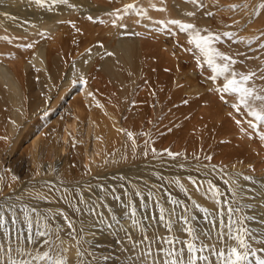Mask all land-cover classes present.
I'll return each instance as SVG.
<instances>
[{"label":"bare ground","instance_id":"6f19581e","mask_svg":"<svg viewBox=\"0 0 264 264\" xmlns=\"http://www.w3.org/2000/svg\"><path fill=\"white\" fill-rule=\"evenodd\" d=\"M127 4L134 7L125 11ZM261 4L264 0H68L67 4L60 0H44L42 5L35 0H0V125L3 126L0 137L4 135L6 139L15 133L9 148L10 140L0 139V157L8 149L6 165L2 167L0 164V209L19 207L18 218L24 222L26 213L39 214L47 228L53 220L59 232L69 236L67 243L63 244V240L64 246L60 245L66 256L64 260L75 258V261L79 259L87 264H107L109 255L113 258L114 253L106 259L102 256L107 254L106 250L115 249L119 244L126 248L124 254L128 255L125 259L126 255L123 258L121 253L122 263L124 259L130 264H165L169 259H175L167 255L170 246L161 242V250V245L154 240L166 234L178 241L191 239L183 231L184 223L178 221L175 209L176 206L189 205L195 209L199 206L207 209L211 216L221 212L224 220L216 223L203 221L204 216H201L202 222L197 225L204 232L194 243L197 247L202 243L220 246L224 251L223 258L219 255L223 259L220 263L225 264L229 246H235L233 240L221 238L228 231L225 227L227 209L232 208L231 222L235 228L243 226L249 230L245 237L248 248L241 251L251 254L242 264H264L260 262L264 259V174L255 176L253 170L256 169L253 168L257 164L250 167L252 169H236L229 164L236 158L233 146H229L223 155L233 167L217 168L219 174L211 171L208 176L211 166L190 162L199 160L195 152L193 157L184 152L190 159L183 157L182 153L175 158L167 155L164 149L180 154L177 140L173 143L165 140V145L160 140L159 146L155 142L157 148L151 146V137L155 133H150V128L147 129L149 132L146 129L143 132L147 137L144 139L148 141L150 137V141L137 147L136 140L143 131L138 123L131 124L132 121L127 120L130 131L123 128L121 135L118 116L116 120L115 111H111L118 112L117 109L123 107L129 97V108L141 121L147 117L145 114L154 110L155 102L159 106L156 111L186 113L199 111L201 105L212 108L211 111H223L224 104V111H241V120L246 121L245 125L249 124L247 110L241 107L237 111L231 106L239 103L235 94H224L227 103H222L220 94L215 91L223 86L224 77L213 83L209 79L212 75L209 68L210 73H201L209 81V85H203L194 73H191L194 74L192 77L184 72L189 62L197 72V60L203 61V58L194 46L188 44V33L168 22L192 23L202 35L206 34L204 29L219 34L221 40L214 47L237 61L233 66L235 71L255 73L247 86L264 96V51H259L264 48V38H260L264 35V8L260 7ZM222 9L228 11L223 13ZM224 33H231V38ZM177 41L179 47H175V55L172 53V58H165L160 52L163 44L169 42V46H175ZM44 44L45 52L42 51ZM251 46L258 48L251 51ZM195 53L197 59H192ZM81 77L87 82L85 85L80 83ZM95 81L102 86L95 85ZM98 95L101 96L99 100ZM41 98L49 99L46 109ZM97 103L102 107H97ZM260 105V101L254 102L257 109ZM41 106L43 113H33ZM146 124L149 127L152 120ZM178 125L174 120L170 130L176 132ZM258 125L264 133V125ZM127 132L134 133L133 139L137 137L135 146L133 140L128 139ZM223 135H229V132ZM118 141L120 144L114 147ZM15 151L22 154L11 157ZM183 160L190 161H184L183 167L178 166L177 163ZM212 169L215 170V166ZM25 172L29 179L26 182L24 178L26 183L22 185L21 176ZM77 174L79 178L81 175V179L85 178L82 184L72 183L70 176L76 180ZM213 188L219 195H213ZM158 201L168 205L164 222L160 220ZM49 204L52 207L47 210ZM133 205L136 206L134 216ZM7 218L9 216L5 219L4 214H0V258L12 250L27 254L43 249H40L42 239L38 230L28 226L25 229L32 232L31 236L20 237L15 220L10 218L11 222L5 224L10 221ZM35 220H32L33 224ZM69 222L72 228L68 227ZM49 238L45 240L49 241ZM148 240L153 242L149 252L135 253ZM176 248L179 249L178 259L182 264H188L186 246L178 243ZM196 263L210 264L211 261L208 263L206 259L203 262L197 257Z\"/></svg>","mask_w":264,"mask_h":264},{"label":"rangeland","instance_id":"374dc122","mask_svg":"<svg viewBox=\"0 0 264 264\" xmlns=\"http://www.w3.org/2000/svg\"><path fill=\"white\" fill-rule=\"evenodd\" d=\"M223 10V13L224 12H226V11H228V10H226V9H222ZM224 16H227V13H225L224 14ZM65 34V33H64ZM261 37H263L264 38V35H261L260 36V38ZM263 38H261V39H263ZM260 39V40H261ZM264 40V39H263ZM262 40V41H263ZM163 42H164V40H163ZM165 43V42H164ZM166 45L168 46V47H171V49L170 48H168V47H166ZM177 45V46H176ZM176 45L174 46H169V42L167 43V44H163V46H164V48L163 49H161V53H163V56L165 57V58H172L171 56H173L172 55V53L173 52H175V47H179V45H178V41H177V43H176ZM252 47V46H251ZM249 47L250 49L249 50H251V51H253V49L255 50V48H258L257 46H254V48L252 47ZM45 48H46V44H44V47H42V51L43 52H45L46 50H45ZM264 48L263 47H261V49L259 50V51H261V52H263L264 50H263ZM172 50V51H171ZM195 52V51H194ZM194 52H192V53H194ZM174 55H175V53H173ZM194 56H196V53L195 54H193V56H192V59H193V57ZM194 59H197V57H194ZM201 61V60H200ZM189 62V61H188ZM201 62H203V61H201ZM203 64V63H202ZM202 69H201V67H200V69H199V66H198V70H197V72H195V70H194V68H193V66H191V62H189V65L187 64V66H186V68L184 67V72L188 75V76H192V77H194V74H195V76H197V77H199L200 78V81H201V84H203V85H209V81H207L206 79H204V77H203V75L201 76V73H208L209 71H210V69H209V67L208 66H206L205 64L204 65H202ZM204 69V70H203ZM205 70H206V72H205ZM189 71H190V73H189ZM192 71H194V72H192ZM199 72H200V74H199ZM211 72V71H210ZM209 72V73H210ZM191 73H194L193 75L191 74ZM96 83H95V85H97V86H100L101 84H99V81H95ZM102 86V85H101ZM184 97V99H186V97H185V94L183 93L182 94ZM99 96V95H98ZM97 96V99L99 100V98L101 99V96H99L98 97ZM129 99H130V97H129ZM129 99H127V101H126V103H125V105H123V107H120V108H118L117 110H118V112H116V110H111L112 112H114V113H116V114H114V113H112V117H113V114H114V117H116V120H117V116H118V120H117V122H119L118 123V126H119V128L118 129H121V130H123V128L125 129V128H128V130L127 129H125V130H127V131H130L129 130V121H132V122H130L131 124H133V122L135 123H138V125L140 126H138L140 129H142L143 131H142V134H143V132H145L144 130L146 129V131L147 132H149L150 131V129H151V131H150V133L151 132H153L154 131V136L152 135V140L154 141H152L151 142V146H153V145H155V146H153V147H155V148H157V144H158V146H159V141L160 142H163V145H165V140H167V142H169V143H173V142H175V140H177V142H178V145L179 146H177V147H179L178 149H177V152H179L180 154L182 153V154H184V152L186 153H188L189 154V156H192V155H194L195 156V154H196V156L195 157H198V161H197V159H196V161L194 160V161H190V160H187V161H190V162H192L193 164H195L196 162H197V164L198 165H202V164H205V167H210V169H208V171H207V175L209 176L210 175V173H211V171L214 173V174H219L218 172H217V168H219V169H223V170H226L227 169V167H228V169H231V167H233V166H235V168L236 169H238V168H240V169H242V168H250V167H252L253 168V166H255V164H257L256 165V167H254L253 169H256V170H253L255 173H256V175L255 176H257V177H262V175L264 174V141L263 140H261L260 139V135H261V130H260V128H261V126H257V128L259 127V130L257 129V128H255V129H253V128H251L250 126H248L249 124H247V125H245V122L246 121H243V120H241V115H240V112H235V111H233V112H235V113H232V111H229V110H227V111H224V110H226L225 108H224V104H223V111H211V109L207 106H200V108H199V111H187V113H186V111H156L157 109H159V106H158V103L157 102H155L154 103V106H153V111H149V114L147 113V114H145V116H147V117H145L144 118V120L143 121H141L140 119H139V116L138 115H135L134 113H133V111L131 112V109L129 108V107H131L130 106V100ZM40 101L42 102L41 104H43L42 106L43 107H45V109L47 108V105H48V102H49V99H47V100H45L44 98H41L40 99ZM46 102V103H45ZM222 103H224V102H222ZM46 104V105H45ZM41 106V108H39V110L38 111H35V112H33V113H36L37 112V114L38 113H43L42 112V110L44 109L43 107ZM43 108V109H42ZM113 108H115V107H113ZM120 109V110H119ZM208 110V111H207ZM177 112V113H176ZM231 112V113H230ZM40 113V114H41ZM187 114V115H186ZM235 114H236V116H235ZM117 115V116H116ZM151 115V116H150ZM183 116H184V118H183ZM130 119H129V118ZM150 117H152V124H150L149 125V127H147V122H149V123H151V120H150ZM248 117V116H247ZM250 117V116H249ZM148 118V119H147ZM0 119H1V113H0ZM134 119V120H133ZM127 120H129V121H127ZM140 120V121H139ZM154 120H156V121H154ZM174 120H176V122H178L179 123V125H178V127H177V130H176V132L174 131H171L170 129L172 128V122L174 121ZM236 120H240V121H242L241 123H240V125H237L236 124ZM247 120L248 121H252L253 123L255 122V121H253V118L252 117H250L249 119L247 118ZM116 122V123H117ZM139 122H140V124H139ZM244 122V123H243ZM154 123H155V125H154ZM206 124L205 126L203 125V124ZM210 123V124H209ZM256 123V122H255ZM21 124H23V121H22V123ZM127 124V125H126ZM143 125V126H142ZM170 125V126H169ZM145 126V127H144ZM142 127V128H141ZM147 127V128H146ZM155 127V128H154ZM250 127V128H249ZM148 128H150L149 130H147ZM202 128V129H201ZM209 128V129H208ZM226 128V129H225ZM205 131H204V130ZM218 129H220V130H218ZM257 129V131L255 132V130ZM162 130H164V131H162ZM214 130V131H213ZM167 131V132H166ZM211 131V132H210ZM226 131V132H225ZM258 131H261L260 133L258 132ZM0 132H3V126L2 125H0ZM121 132V131H120ZM159 132V133H158ZM164 132V133H163ZM169 132V133H168ZM173 132V133H172ZM206 132V133H205ZM221 132V133H220ZM228 132H229V135H223V134H228ZM133 133V132H132ZM263 133V132H262ZM124 134V133H123ZM134 134V133H133ZM141 134V136L139 137L138 136V139L137 140H139L140 138H142V139H140V141H137L136 140V138L134 139V140H136V142H137V144H136V142H135V144H136V146L137 147H141V146H143V145H145V143H147L148 141H150L149 140V133L147 134V136L149 137L148 138V141H147V139H144V138H147L146 137V133H145V135L143 134L142 135ZM218 135V136H216V135ZM15 135V133L14 134H12L11 136H9L8 138H6L5 140H10L9 142H8V148H9V146H11L13 143V139L15 138H12L13 136ZM121 135H122V132H121ZM162 135V136H161ZM166 135V136H165ZM172 135V136H171ZM178 135V136H177ZM200 135V136H199ZM223 135V136H222ZM177 136V137H176ZM3 137H4V135H3ZM168 137V138H167ZM204 137V138H203ZM217 138V140H216V138ZM150 138V139H151ZM165 138V139H164ZM199 138H202V139H199ZM215 138V139H214ZM224 138V139H223ZM172 139H173V141H172ZM142 140L144 141L143 143L144 144H141L142 143ZM228 142H227V141ZM222 141V142H221ZM140 142V144H138ZM157 144H156V143ZM166 142V143H167ZM225 142V143H224ZM153 143V144H152ZM230 143V144H229ZM118 144H120V142L118 141L116 144H115V146L114 147H117V145ZM150 144V143H149ZM168 144V143H167ZM162 145V146H163ZM200 145V146H199ZM228 145V146H227ZM24 146H26V145H24ZM23 146V147H24ZM120 146V145H119ZM224 146V147H223ZM229 146H233L232 147V151L236 154V158H235V160L232 162V163H229L230 165H233V166H230V165H228V162H227V159H225L226 157L223 155V153L225 152V150H226V148H229ZM22 147V148H23ZM7 148V147H6ZM195 148V149H194ZM201 149V152H199L200 151V149ZM213 148V149H212ZM11 149V148H10ZM9 149V150H10ZM163 149V148H162ZM199 149V150H198ZM166 149H164V151H165ZM23 151V150H22ZM170 151V150H169ZM191 151H192V153H191ZM197 151L199 152V153H197ZM204 151V152H203ZM211 151H212V153H211ZM195 152V154H193ZM209 152V153H208ZM17 153H18V155H20V153L22 154V152H16L15 151V153H13L12 154V156L11 157H13V156H16L17 155ZM186 153V154H187ZM7 154H8V149H6V151L4 152V153H2V156L0 157L1 158V162H0V164H1V166L2 167H4L5 165H6V163H7ZM181 154V155H182ZM187 154V155H188ZM238 154V155H237ZM240 154V155H239ZM245 154H247V155H245ZM199 155H201V157L199 156ZM183 157H185L186 155L184 154V155H182ZM193 157V156H192ZM208 157H211V159H208ZM74 158H75V156H74ZM185 158H188V157H185ZM219 158V159H218ZM241 160H240V159ZM45 159H47V158H45ZM188 159H190V157L188 158ZM223 161H222V160ZM225 159V160H224ZM245 159L247 160V161H245ZM209 160V161H208ZM211 160H213V161H211ZM219 160V161H218ZM220 160H221V162H220ZM240 160V161H239ZM184 161L185 162H187L186 160H183V161H179V163H177V165L178 166H180V167H183V165H184ZM200 161V162H199ZM205 161H207V162H205ZM225 161V162H224ZM244 161V162H243ZM252 162H254V163H252ZM225 163V164H224ZM250 163V164H249ZM208 166H207V165ZM212 164V165H211ZM260 164V165H259ZM215 166V170L214 169H212V168H214V166ZM220 166V167H219ZM258 166H260V167H258ZM263 168H262V167ZM242 167V168H241ZM252 168H250V169H252ZM216 171V172H215ZM258 171V172H257ZM201 172V171H200ZM254 173V174H255ZM25 175H22L21 176V178H22V181H21V183H22V185L23 184H25L27 181H28V179L29 178H27V173L25 172L24 173ZM80 174V173H79ZM253 174V175H254ZM260 175V176H259ZM77 176H78V174H77ZM76 176V180H74L75 179V177L72 175V176H70L71 178H73L72 179V183H78V184H82L81 182H84V180H85V178H84V180L83 179H81V176H80V178H79V176L77 177ZM87 177V176H86ZM25 178V179H24ZM79 178V179H78ZM130 178V177H129ZM218 178H219V176H218ZM23 179H24V181H26V179H27V181L26 182H24L23 181ZM130 179H132V177L130 178ZM31 180V179H30ZM80 180H82V181H80ZM75 181V182H74ZM86 182V181H85ZM70 183V182H69ZM88 183H91V182H88ZM126 188V187H125ZM128 189V188H127ZM128 191V192H127ZM126 192L131 196V191L128 189ZM130 191V192H129ZM181 196V195H180ZM181 199L183 198V197H180ZM160 202H162V201H158V203L156 202V204L159 206V208L161 207V208H163V206H164V212L167 210V208H168V205L167 204H165L164 202H162L161 204H160ZM52 203V202H51ZM165 205H167V207H165ZM52 207V205L51 204H49L48 206H47V210H50L49 208H51ZM8 207V206H7ZM13 207V208H12ZM136 206L135 205H133L132 206V208H135ZM177 207V209H175L176 210V212H177V217H178V221H180V222H182V223H184L183 222V220H184V218L185 219H189L190 218V220H191V224H192V226L193 227H195L194 229H195V231H197L196 233H197V235L199 236V235H202L203 234V228L200 226V225H197V224H200L201 222H202V217L204 216V219H203V221L205 220H207V221H210V222H222L223 220H224V218H223V214L221 213V212H218L220 215H218V213H216V214H214V216H211L210 215V212L206 209V210H204L203 208H201V207H199V206H196V209H195V206H189L188 205V207L185 205V207L184 206H176ZM11 208V209H10ZM15 208V209H14ZM160 208V209H161ZM188 208V209H187ZM191 208V209H190ZM166 209V210H165ZM2 210H3V212H2ZM43 211L45 210V209H42ZM7 211V212H6ZM180 211H181V213H180ZM11 212V213H10ZM9 213V214H8ZM17 213H18V215H17ZM19 207H16V206H11V207H9V208H6V206L4 207V209H3V207L0 209V214H4V218L6 219V217L7 216H9V219H8V221L9 222H6L5 221V224L7 223V224H9L10 222H11V219L10 218H12L13 220H15V222H16V232H20L21 233V231H22V234H20L19 233V235H20V237L22 236V237H27V238H29L30 236H31V233L32 232H30V230H26L25 228L26 227H30V229H35V230H38V232L39 231H43V232H46L47 233V238H44V237H41V239L42 240H40V237H36L38 240H40V249L41 248H43L44 250H45V252H47L50 256H51V258H52V260H56V259H62L63 258V260H64V257H66L65 256V254L63 253V251L61 250V248H62V246H64L63 244H65V241H66V243H67V239L69 238V236H68V234H64V233H60L59 232V230H58V227H56V225H54L55 224V222L53 221V220H50V226L47 228L46 227V224H44V222H43V219H42V217L39 215V214H36V215H34V213H33V217L30 215V214H28V213H26V216H25V218L28 220H26V219H24L25 220V222L23 221V220H21L20 221V219L18 218V216H19ZM21 213H24V212H21ZM5 214H8V215H6V217H5ZM28 214V215H27ZM15 215V216H14ZM31 217H30V216ZM209 215V216H208ZM36 216H40V217H36ZM200 218L201 216V220H199V218ZM20 217V216H19ZM182 217V218H181ZM210 217H213L214 218V220H213V218L211 219ZM34 218V219H33ZM35 218H36V220H35ZM38 218V219H37ZM194 218V219H193ZM217 218V219H216ZM35 220V222H34V224H33V221ZM38 220L40 221V222H38ZM219 220H222V221H219ZM52 221V222H51ZM106 221V220H105ZM104 221V222H105ZM24 222V223H23ZM110 223H112V222H110ZM196 224V225H195ZM52 225H54L53 227H52ZM17 226H18V228H17ZM32 226V227H31ZM33 227H35V228H33ZM42 229H41V228ZM45 227V228H44ZM55 227V228H54ZM108 227H109V225H108ZM40 228V229H39ZM82 228L84 229V228H86L85 226H82ZM196 228H198L197 230H196ZM57 229V231L59 232H57V231H55ZM20 230V231H19ZM34 230V231H35ZM45 230V231H44ZM50 230V231H49ZM27 231H29V232H27ZM200 231V232H199ZM58 233V234H57ZM59 234H61V235H59ZM63 234V235H62ZM48 235H51V236H48ZM61 236V237H60ZM67 237L66 239H65V237ZM165 236H168L167 234L165 235ZM164 236V237H165ZM52 238L51 240H50V238ZM60 237V238H59ZM63 237V238H62ZM202 237V236H201ZM49 238V241H47V240H45V239H48ZM182 238V237H181ZM180 238V239H181ZM199 239H200V236H199ZM64 240V241H63ZM160 240V241H159ZM177 240V239H176ZM46 241L47 242H50V243H48L47 245H46ZM64 243H63V242ZM43 242V243H42ZM69 242V241H68ZM148 242V243H147ZM144 245H143V247L141 248V249H139V250H135V253L136 252H140V251H147V252H149V250L150 249H148V248H151V245L153 244V242H152V240L151 241H147ZM155 242H157L158 244H160V245H163L164 243H163V240H161V239H158V240H154V243ZM163 244H162V243ZM63 243V244H62ZM205 243V242H204ZM224 244H225V242H223ZM80 244H82L81 242H79V245ZM201 244V243H200ZM200 244H198V245H200ZM206 244V243H205ZM44 245V246H43ZM60 245H62V246H60ZM117 245V247L115 248V249H113V248H111V249H109L110 250V252H109V250H106V255H104V256H102L103 258H108V255L109 254H113L114 255V257L112 258L110 255H109V258L108 259H110V262H107V264H112V263H115V264H125V263H128V264H130L127 260H124L123 259V262L124 263H122V256H121V253H122V255L125 253V249H123V248H121L120 246H119V244H116ZM202 245H203V243H202ZM201 245V247H197L198 249H200V251H197L196 252V256L197 257H199L203 262H205V260L206 259H208V263L211 261V263H213V264H219L220 262H223V259H221V258H223V257H221L220 258V256H219V253L221 252V250H222V252H224L223 251V249L221 248L220 249V246L219 247H217V246H214L213 244H208V245H203L202 246ZM211 245V246H210ZM43 246V247H42ZM48 246V247H47ZM50 246V247H49ZM115 246V245H114ZM182 246V244H180L179 245V247H181ZM215 247L214 249L213 248H211V247ZM122 249V251H121V249ZM175 247H176V245H175ZM46 248V249H45ZM146 249V250H144V249ZM206 248V249H205ZM218 248V249H217ZM43 249H41V250H38L37 252H34V251H31L30 253H22V252H20L19 253V250H12V251H10L11 253H8L7 252V255L5 256V257H1L0 258V264H12V262L13 261H15V262H17V264H20V262H24V264H27V261H31L32 262V264H49L50 263V261H47V260H40V261H36L35 259H34V257L35 256H37V254L38 255H43V253H44V251H43ZM49 249V250H48ZM52 249V250H51ZM56 251H55V250ZM202 249V250H201ZM209 251H208V250ZM211 249V250H210ZM216 249V250H215ZM54 250V251H53ZM114 250V251H113ZM41 251H43V252H41ZM52 251V252H51ZM218 253H217V252ZM33 252V253H32ZM42 254H41V253ZM54 252V253H53ZM61 252V253H60ZM112 252V253H111ZM120 252V253H119ZM203 252V253H202ZM18 253H19V255H18ZM52 253V254H51ZM57 253V254H56ZM60 253V254H59ZM54 254V255H53ZM63 256H62V255ZM202 254H205V255H202ZM211 254H213L212 256H211ZM251 254V252H248L247 251V257H248V255H250ZM53 255V256H52ZM58 255V256H57ZM125 255L126 254H124L123 255V258L125 257ZM201 255L203 256V257H201ZM207 255V256H206ZM262 255V254H261ZM75 256H79L78 254H76ZM74 256V257H75ZM117 256V257H116ZM205 256V257H204ZM262 256H264V255H262ZM55 257V258H54ZM128 257V255H126V257H125V259ZM178 257L179 256H175L174 258L175 259H178ZM187 259H188V256L186 255L185 256ZM207 257V258H206ZM209 257V258H208ZM250 257V256H249ZM253 257V256H252ZM7 260H5V259ZM117 258V259H116ZM202 258H204V259H202ZM254 258V257H253ZM111 259H112V261H111ZM130 259H133V258H130ZM211 259H213V260H211ZM215 259H216V261H215ZM221 259V260H220ZM255 259V258H254ZM4 262H3V261ZM66 260V261H65ZM64 261L66 262V264H78V263H80V264H87V263H85V262H83V261H81L80 262V260L78 259V260H76L75 261V258H73V259H65ZM264 259L262 258V261H260V262H264L263 261ZM9 261V262H8ZM69 261V262H68ZM121 262V263H120ZM217 262V263H216ZM210 263V264H211ZM197 264V263H196ZM201 264V263H200ZM221 264V263H220Z\"/></svg>","mask_w":264,"mask_h":264},{"label":"snow or ice","instance_id":"6c2138e0","mask_svg":"<svg viewBox=\"0 0 264 264\" xmlns=\"http://www.w3.org/2000/svg\"><path fill=\"white\" fill-rule=\"evenodd\" d=\"M35 2L42 5L44 0H35ZM60 2L67 4L68 0H60ZM133 7V4H127L124 10L127 11L128 9H132ZM260 7L264 8V4H261ZM112 15H116V13H112ZM189 15H192V13H189ZM89 19L91 20L92 17H89ZM168 23L176 25L181 32L188 33V44L194 46V49L197 50L199 52V55L203 58V62L207 64V66L211 69L212 75L209 77V79L213 83H215L219 77H224L223 86L215 89V91L220 94V99L223 102L227 103L224 94H235V96L239 100V103H233L231 106L237 111H239L241 107H244L247 110V115L252 117L253 120L257 122L253 123L252 121H249V126L255 129L258 124L264 125V96L256 94L252 87L247 86L248 82L252 79L255 73L245 74L243 72H237L233 69V66L237 63V61L232 59V57H230L229 55L218 51L217 48L214 47V44L221 40V36L219 34H214L207 29L203 30L206 34L202 35L201 30L192 23H182L179 20H170ZM224 36L231 38V33H224ZM29 47H31V45H29ZM109 55L112 54L109 53ZM217 61H220V63H217ZM197 65L202 66L200 60H197ZM80 83L82 85H85L87 82L83 79V77H81ZM255 101L261 102L259 109L254 106ZM97 107L102 106L97 103ZM240 123V120H236L237 125H240ZM118 131L123 130L118 129ZM127 137L129 140H133V146H135L133 133L127 132ZM0 139L5 138L0 137ZM260 139L264 140V133L260 135ZM152 151L155 154V149H152ZM165 152H167V155L172 158H175L176 155H181L172 153L167 149L165 150ZM208 159H211V157H208ZM13 179L15 180L16 177L13 176ZM212 192L214 196L219 195V192L214 188L212 189ZM173 203H175V201H173ZM217 203H219V201H217ZM25 211H27V209H25ZM227 211L228 220L225 222V227L226 229H228V231L222 234L221 238L226 237L227 239L233 240L235 242V246H229L228 255L225 257V264H242V262L247 259V251L241 250L248 248L247 240L245 239V237L248 235L249 230L243 226H241L240 228H235V225L231 222L234 210L232 208H228ZM160 213V220L161 222H164L166 219V214L163 208L160 209ZM60 215H63V213H61ZM132 215H135L134 208L132 209ZM168 215L170 216V214ZM65 219L67 218L65 217ZM183 222V231L187 236L191 237V239L178 241L168 236L162 237L161 239L163 240L164 244L170 246L167 253L169 257H175L177 255V252L179 251V249H177L175 245L178 243H183L188 250V264H196V252L200 251V249L197 248L194 241L198 240L199 236L192 226L190 218L184 219ZM68 227H73L71 222L68 223ZM233 229L235 231V235L233 234ZM169 231H171L170 227ZM37 234L41 237L47 235V233L43 231H40ZM48 243L50 242L46 241V245ZM162 249L163 245H161V250ZM219 255L224 257L223 252H220ZM34 259L36 261L47 260L50 261V264H66L63 259L52 260L51 256L47 252H44L43 255L35 256ZM12 264H17V262L13 261ZM20 264H24V262H20ZM27 264H32V262L28 261ZM165 264H182V262L179 259H169L165 262Z\"/></svg>","mask_w":264,"mask_h":264}]
</instances>
